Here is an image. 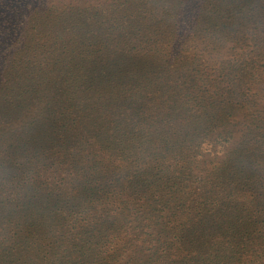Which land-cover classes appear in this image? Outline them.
<instances>
[{
	"label": "trees",
	"instance_id": "1",
	"mask_svg": "<svg viewBox=\"0 0 264 264\" xmlns=\"http://www.w3.org/2000/svg\"><path fill=\"white\" fill-rule=\"evenodd\" d=\"M109 4L0 0V264H264V0Z\"/></svg>",
	"mask_w": 264,
	"mask_h": 264
},
{
	"label": "rangeland",
	"instance_id": "2",
	"mask_svg": "<svg viewBox=\"0 0 264 264\" xmlns=\"http://www.w3.org/2000/svg\"><path fill=\"white\" fill-rule=\"evenodd\" d=\"M32 5H40L44 6L47 5L50 7L51 5H55L59 9L68 10L72 7H82L89 5V7H97L99 9H109L111 5L109 4L111 0H29ZM248 53L247 55L250 57H257L256 58V64L258 67H256L254 70H261L259 73H257L258 76H251L248 75V82L243 81L245 89H248L247 87H251L254 92H257L256 101H242V100H235V105L228 103L232 98L235 99L236 93H240V91H245L243 89H239V86L235 83L231 84L232 89H222L227 95L228 102L224 101L222 102L223 93L219 90V92L213 93L212 95L217 100V107H232L237 106L239 107L241 104L245 105L244 109H250V111L254 109H262V112H264V67L261 66L260 63H264V50H262V47L253 46L250 45L247 47ZM253 58V60H254ZM143 73H134V75H127L124 72H119L117 75L118 79H125L124 81L133 82L134 83H142L144 86V89H158L157 85L151 84V81L146 80L144 77H142ZM176 76H172V78H168V80L164 83L165 87L171 86L173 83L179 84L181 82L180 79H175ZM225 84H228L226 82ZM135 87H131L130 89H133ZM235 93V94H234ZM252 112V111H251ZM254 112V111H253ZM264 114V113H263ZM244 122H248V120L243 119ZM237 136V135H236Z\"/></svg>",
	"mask_w": 264,
	"mask_h": 264
}]
</instances>
